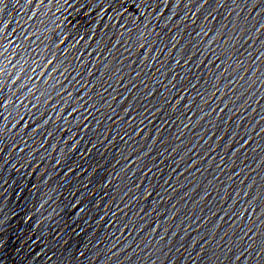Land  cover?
Here are the masks:
<instances>
[{
  "label": "water",
  "instance_id": "1",
  "mask_svg": "<svg viewBox=\"0 0 264 264\" xmlns=\"http://www.w3.org/2000/svg\"><path fill=\"white\" fill-rule=\"evenodd\" d=\"M0 264H264V0H0Z\"/></svg>",
  "mask_w": 264,
  "mask_h": 264
}]
</instances>
